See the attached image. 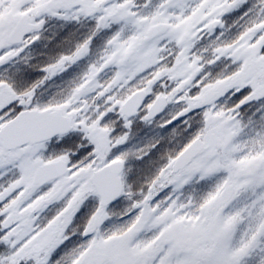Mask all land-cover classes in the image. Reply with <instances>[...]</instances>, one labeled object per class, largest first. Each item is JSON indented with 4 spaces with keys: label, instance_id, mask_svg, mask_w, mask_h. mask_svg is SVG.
I'll return each mask as SVG.
<instances>
[{
    "label": "snow or ice",
    "instance_id": "obj_1",
    "mask_svg": "<svg viewBox=\"0 0 264 264\" xmlns=\"http://www.w3.org/2000/svg\"><path fill=\"white\" fill-rule=\"evenodd\" d=\"M0 264H264V0H0Z\"/></svg>",
    "mask_w": 264,
    "mask_h": 264
}]
</instances>
